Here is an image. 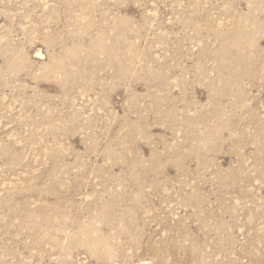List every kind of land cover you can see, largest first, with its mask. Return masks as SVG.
<instances>
[{
  "label": "rangeland",
  "instance_id": "374dc122",
  "mask_svg": "<svg viewBox=\"0 0 264 264\" xmlns=\"http://www.w3.org/2000/svg\"><path fill=\"white\" fill-rule=\"evenodd\" d=\"M0 264H264V0H0Z\"/></svg>",
  "mask_w": 264,
  "mask_h": 264
}]
</instances>
